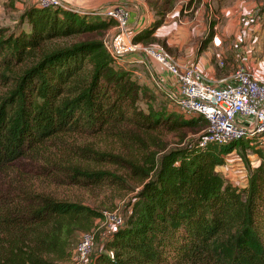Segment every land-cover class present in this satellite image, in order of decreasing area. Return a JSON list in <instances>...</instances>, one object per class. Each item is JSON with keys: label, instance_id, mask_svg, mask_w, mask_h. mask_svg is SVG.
<instances>
[{"label": "trees", "instance_id": "1", "mask_svg": "<svg viewBox=\"0 0 264 264\" xmlns=\"http://www.w3.org/2000/svg\"><path fill=\"white\" fill-rule=\"evenodd\" d=\"M156 15L133 42L152 38L162 23ZM20 20L26 27H0V171L44 147L42 172L51 179L125 187L122 177L76 162L88 160L116 164L140 183L124 223L88 264H264V160L251 168L244 157L248 177L241 189L216 170L251 140L199 145L202 138H194L158 153L149 144L152 132L207 121L141 107L146 86L117 63L101 35L112 19L36 4ZM99 134L137 159L74 139ZM101 215L77 201L7 184L0 189V264L67 261L73 226L91 230Z\"/></svg>", "mask_w": 264, "mask_h": 264}, {"label": "rangeland", "instance_id": "2", "mask_svg": "<svg viewBox=\"0 0 264 264\" xmlns=\"http://www.w3.org/2000/svg\"><path fill=\"white\" fill-rule=\"evenodd\" d=\"M40 1L0 0V27L10 28L11 30L26 27V24L20 20V15L25 8L36 5ZM54 1L58 4H61V1L75 7L87 9L99 16H105L104 12L106 8L113 3H111L112 0ZM197 3L200 4L201 0H196V5H198ZM209 4H211V7ZM202 7L204 8V23L209 25V28L218 33L219 36L225 38V42L227 43L226 54H221V57L225 61L223 66H226L227 69L225 72L223 71L225 74L217 84L223 85L227 83L230 75L239 66L256 70L264 77V0H204ZM194 9L195 7L190 13H186L185 15L193 17ZM134 17L135 15L132 18ZM113 33L114 26L101 32L105 43L111 39ZM152 42H155V40L150 38L139 43L142 47L159 46L167 50L161 44L162 42L160 40L158 45H153L154 43ZM212 56L214 58V54ZM148 60L153 66V72H150L143 58V65L146 66L142 70L144 71V78L146 79L144 81H141L144 78H138L129 69L132 78L147 88L146 98L140 102L141 107L146 108V104H150L155 109L163 110L164 112H173L183 118L198 117L188 116L180 111L178 105L169 96V88L171 87L174 90L171 75H164L158 63L150 61V59ZM134 69L137 70V67ZM163 79L166 81V84ZM206 133L207 123L202 119L196 125L178 131L170 132L163 130L152 132L154 143L149 142V144L153 146L152 149L158 153H162L173 146H181L189 139L202 138L203 141H207L205 139ZM74 139L77 143L90 145L98 150L118 152L132 159H137L135 152L131 149L125 148L115 138L103 134L78 136L74 137ZM246 140H251V142L249 141L250 143L248 142L249 144L246 147H237L228 154L226 156L227 162L217 170L226 181L239 189L243 188L242 184L245 182L246 176L248 177L244 157L247 158L251 168L257 166L261 160H264V134L253 138H246ZM41 151H45V148L42 147L32 154L18 159L15 163L8 166L6 170L0 171V189L14 182L58 199L80 202L99 211L101 214L104 211H116L123 216V219L126 218L136 199L135 194L140 188V183L138 180L131 178L123 168L118 167L116 164L76 160L82 167L89 168L90 170H107L114 175L122 177L126 182L123 188L109 181L89 185L64 183L58 179H51L46 175V172H42L44 160L40 159L39 155L49 150L47 149L45 152ZM92 226L91 231L94 235V243L91 254L85 264H88L95 252L100 249L104 238L113 230L108 228L101 218L94 219ZM73 229V235L70 237L69 258L67 261L59 262V264H72L71 253L78 243L81 232L85 230L76 226H73Z\"/></svg>", "mask_w": 264, "mask_h": 264}, {"label": "built area", "instance_id": "3", "mask_svg": "<svg viewBox=\"0 0 264 264\" xmlns=\"http://www.w3.org/2000/svg\"><path fill=\"white\" fill-rule=\"evenodd\" d=\"M113 0L106 8L105 17L112 19L114 33L106 43L115 60L131 52H142L163 66L173 80L174 90L169 88L170 98L185 115H200L206 119L205 139L217 144L240 138H253L264 134V77L256 70L239 66L229 81L219 85L207 78L194 63L177 61L167 50L159 46L142 47L132 41L129 27V10L124 2ZM40 6L58 4L54 0H41ZM214 46L221 43L219 35L211 37ZM207 141H201L203 145ZM108 228L124 223L116 211H104L100 217ZM94 235L91 230L81 232L78 243L71 253L72 264H85L91 254ZM112 255V252H109Z\"/></svg>", "mask_w": 264, "mask_h": 264}, {"label": "crops", "instance_id": "4", "mask_svg": "<svg viewBox=\"0 0 264 264\" xmlns=\"http://www.w3.org/2000/svg\"><path fill=\"white\" fill-rule=\"evenodd\" d=\"M124 4H127L129 9V27L132 34L153 21L157 16L156 14H162V23L152 35L155 40L152 42L153 45H158L160 40L173 58L182 63H194L207 78L215 83H218L220 78L224 76L227 67L223 66L225 61L221 54H226L227 43L225 38L220 36L221 43L218 46L212 44V35H218V33L214 32L203 21L204 8L202 6L204 0H201L200 4L197 3L198 5H196V0H135L134 2H124ZM209 6L211 7V4ZM194 7L193 17L185 15L190 13ZM87 8L90 9L91 7ZM133 15H135L134 18H132ZM212 54H214V58ZM143 58L150 72H153V66L148 59L150 61L155 60L142 52L128 53L117 60V63L128 70L131 69V72L135 73L138 78H144V71L142 70L146 66L143 65ZM158 65L164 75L168 74L161 64L158 63ZM135 67L137 70L134 69ZM144 80L146 79L141 81ZM164 83L166 84L165 80ZM225 162H227L226 157ZM219 167L222 165L217 166L216 170ZM246 184L247 176L242 186L245 187Z\"/></svg>", "mask_w": 264, "mask_h": 264}, {"label": "water", "instance_id": "5", "mask_svg": "<svg viewBox=\"0 0 264 264\" xmlns=\"http://www.w3.org/2000/svg\"><path fill=\"white\" fill-rule=\"evenodd\" d=\"M60 3H61L62 5H64V6L71 7V8H73V9L79 11V12H83V13H89V12H91V11H89V10H87V9H82V8H79V7H75V6L69 5V4L65 3V2H61V1H60ZM167 90H168V89H167Z\"/></svg>", "mask_w": 264, "mask_h": 264}]
</instances>
